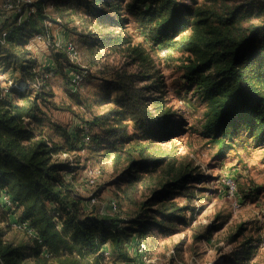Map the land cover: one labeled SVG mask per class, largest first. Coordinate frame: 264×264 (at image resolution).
I'll use <instances>...</instances> for the list:
<instances>
[{
    "label": "rangeland",
    "instance_id": "rangeland-1",
    "mask_svg": "<svg viewBox=\"0 0 264 264\" xmlns=\"http://www.w3.org/2000/svg\"><path fill=\"white\" fill-rule=\"evenodd\" d=\"M5 1L0 0V20L15 15L3 11ZM108 1L111 7L94 6L92 0H71L65 6L46 0L43 8L50 15L42 24L46 32L29 38L27 54L13 44L8 47L23 64L32 59L33 70L41 73L57 68L56 54L62 45L71 41L77 47L76 56L67 52L68 58L60 57L63 68L48 76L47 96L40 100L46 134L58 142L70 136L78 145L57 156L70 167L64 177L72 183V194L87 213H113L118 204V211L124 216L129 212V218L148 216L150 229L135 234L126 247L129 259L114 264H264V142L259 144L262 141L243 129L232 147L219 153L217 144L204 135L209 100L186 78V65L196 56L181 42L168 47L154 43L131 10L141 7L138 0H119L116 6L114 0ZM177 1L184 14L188 9L211 6L208 0ZM227 1L232 7L242 5L244 12L256 3L249 19L242 20L245 26L264 16L259 11L264 0ZM96 8L111 11V19L104 20L110 25L108 32H123L131 41L123 47L95 44L107 27L104 21L98 23ZM123 17L128 20L122 29L116 20ZM77 73L84 76L79 87L71 82ZM26 76L14 66L0 69V85L7 88L6 81L14 77L25 80L28 88L40 87L42 80L33 83L32 76L24 79ZM120 76L136 83L134 88L154 119L140 127L130 115L120 113L122 126L117 137L112 132L119 126L113 115L122 105L116 100L121 95L117 89ZM125 102L130 105L128 98ZM101 116L92 128L97 143L81 150L79 131ZM130 140L145 149L147 158L133 181L128 178V161L116 163L114 157V147L129 149ZM163 157V163L155 167L154 160ZM184 173L189 176L178 183L182 187L167 191L166 180ZM228 179L235 183L236 193L229 191ZM6 235L23 246L32 244L30 236L16 227L6 228ZM141 237L148 243L146 262L138 250Z\"/></svg>",
    "mask_w": 264,
    "mask_h": 264
},
{
    "label": "trees",
    "instance_id": "trees-1",
    "mask_svg": "<svg viewBox=\"0 0 264 264\" xmlns=\"http://www.w3.org/2000/svg\"><path fill=\"white\" fill-rule=\"evenodd\" d=\"M92 1L94 6H112L108 0ZM118 1L114 0L113 5L116 6ZM208 1L211 6L207 10L188 9L185 14L177 0H138L141 7H131V10L137 21L147 28L154 43L168 47L181 42L196 56L186 65V78L197 84L209 100L204 135L217 144L219 153H223L232 147L236 134L243 129L262 141L259 144L264 142V16L245 26L242 20L249 19L256 3L244 12L242 5L232 7L227 0ZM21 2L22 8L34 7L35 11L22 22L14 15L0 20V69L7 71L14 66V70L20 69L27 75L24 79L31 75L33 83L39 80L42 83L40 87L28 88L25 80L13 77L6 81L7 88L0 85V264H114L127 261L128 243L135 234L142 235L151 227L148 216L140 214L129 218V212L124 216L118 211V204L115 208L118 212L87 213L72 194V183L64 177L70 167L57 156L78 145L70 136L65 142H58L46 134L40 102L47 96L48 76L57 75L64 65L60 57L68 58L69 55L59 49L55 60L57 68H48L41 73L33 70L32 59L28 60L29 64H23L16 53L8 49L13 44L27 54L29 38L46 32L42 25L50 17L43 8L46 0ZM68 2L71 0H54V4L62 6ZM96 10L94 15L99 19L98 23H105L107 27L99 33L104 37L95 40V44L123 47L131 41L123 32L114 35V30L107 31L110 25L104 20L110 18L111 11ZM259 11L264 12V6ZM127 20L119 18L116 24L123 29ZM4 31L7 32L5 37ZM3 39L6 45L2 44ZM127 77H119L117 88L121 95L116 100L122 105L113 116L118 118L119 126L110 131L117 137L122 126L120 113L130 115L140 127L154 119L152 112L141 102L138 89L134 88L136 83ZM125 98L130 101L129 106ZM93 119L79 131L81 150L87 151L97 143L92 128L100 123L102 116ZM128 142L129 149L125 145L114 147V157L116 163L128 161L131 171L128 178L133 181L147 158H144L145 149L138 148L132 140ZM163 161L164 157L155 159L154 166ZM187 176L184 173L168 178L165 182L167 191L182 187L183 184L178 183L187 181ZM2 196L16 205L14 211L4 204ZM12 218L28 223L27 229L19 231L30 236L31 245L23 246L7 238L6 228L12 227L10 220H15ZM6 222L9 225L4 227ZM139 239L148 247L143 237Z\"/></svg>",
    "mask_w": 264,
    "mask_h": 264
},
{
    "label": "built area",
    "instance_id": "built-area-1",
    "mask_svg": "<svg viewBox=\"0 0 264 264\" xmlns=\"http://www.w3.org/2000/svg\"><path fill=\"white\" fill-rule=\"evenodd\" d=\"M21 1L26 2V3H34L32 0H20L18 2H14V0H6L5 3L2 5L3 6L2 9H3L4 12H6V13H9L11 11L14 12V14H15L14 16L15 17L17 16L18 22L24 21L25 19L28 18V16L33 11H35L34 7L22 8L24 4ZM6 35H7V32L4 31L3 32V36L5 37ZM41 36H43V35H40L39 38H41ZM2 43H5L4 39L2 40ZM59 46H61V45H59ZM61 47H63L62 49L64 51L68 52L69 55H71V56H76L77 55V47L71 41L66 43V45H62ZM83 78H84V76L82 74L77 73V74H74L71 77V82L73 83L74 86L79 87L83 83L82 82ZM92 182L95 183V178L92 179ZM226 185H227L229 191H231L232 194L236 193V191H235L236 190L235 183L231 179H228L226 181ZM2 197H3L4 204L7 205V207L9 209L14 211L16 205L8 197H6V196H2ZM94 201H95V199H93V202ZM12 226L16 227L18 229H27L28 228V223H26V222L22 223V222H19L17 219H15L12 222ZM138 250H140L141 256L143 257L144 261L146 262L148 260L147 259L148 250H147L146 244L143 243V242L141 244H139Z\"/></svg>",
    "mask_w": 264,
    "mask_h": 264
}]
</instances>
